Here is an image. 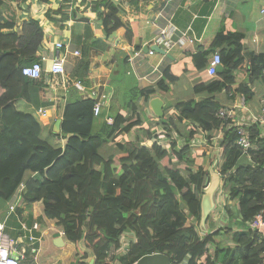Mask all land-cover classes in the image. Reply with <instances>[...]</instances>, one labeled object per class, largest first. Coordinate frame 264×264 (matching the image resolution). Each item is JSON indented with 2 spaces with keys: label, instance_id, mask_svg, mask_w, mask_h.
Masks as SVG:
<instances>
[{
  "label": "trees",
  "instance_id": "obj_1",
  "mask_svg": "<svg viewBox=\"0 0 264 264\" xmlns=\"http://www.w3.org/2000/svg\"><path fill=\"white\" fill-rule=\"evenodd\" d=\"M3 3L0 0V201L6 202L25 181L22 202L25 206L41 202L43 215L61 227L65 238L75 245L77 258L71 264H89L88 254L80 244L91 251L94 264H113L110 255L119 247L122 233L128 230L135 234L136 242L118 256L121 264H132L153 252L168 255L172 264L185 260L188 264H218L226 252L229 256L225 264H264V240L255 233L235 232V246L224 250L216 247L219 229L202 236L198 233L194 222L200 221L205 172L200 167L196 171L190 169L193 153L188 146L176 149V142L172 141L168 151L157 142L148 146L128 142L119 152L104 156L98 147L108 133L129 131L139 121L124 127L125 119L117 114L112 124L103 122L102 128L94 131L92 98L67 100L60 132L51 130L49 138H44L40 120L34 113L17 108L15 102L29 100L37 83L36 79L22 76L21 68L39 59L45 33L34 18L23 21L16 30L14 20L1 15ZM81 4L97 15L106 36L121 31L135 51L140 49L136 22L125 23L117 18L119 7L113 0H82ZM62 9L61 6L54 11L61 13ZM243 38L240 32H225L221 28L209 49L192 55L196 69L201 70L207 65L208 53L218 50L223 67L209 86L195 85V92L213 94L233 84V73L245 61ZM81 53L71 72L79 79L87 75L89 67L86 53ZM248 61L250 80L261 76L264 55H251ZM164 75L173 79L167 72ZM158 88L167 90L162 82ZM239 91L250 96L247 85ZM154 92L153 88L139 91L146 96ZM139 93H133L128 103L132 111L133 100ZM219 108L220 103L211 98L196 103L180 102L175 106L179 116L176 119L195 122L207 131L224 129L225 123L215 117ZM159 122L168 131L172 126L176 128L171 117L164 116ZM247 129L255 148L243 154L236 145L234 127L224 129L217 163L225 184L230 185L229 198L238 203L241 228L264 209V140L257 127ZM183 135L188 141L193 132ZM55 138L65 141L63 147L54 142ZM27 171L35 175L25 180ZM210 246L215 248L214 255Z\"/></svg>",
  "mask_w": 264,
  "mask_h": 264
},
{
  "label": "crops",
  "instance_id": "obj_2",
  "mask_svg": "<svg viewBox=\"0 0 264 264\" xmlns=\"http://www.w3.org/2000/svg\"><path fill=\"white\" fill-rule=\"evenodd\" d=\"M3 1L1 15L4 19H13L17 26L16 30L23 21L30 18L40 22L45 34L38 55L46 54L50 58L55 54L54 46L58 42L63 44V51L66 53L65 78L70 80L68 83L63 81L65 78L53 77L46 71L49 67V62H47L43 64V67L47 69H43L41 76L36 79L37 83L31 89L30 99H20L15 102L17 108L34 113L40 120L44 138H49V132L51 130L53 132V125L57 119L62 121L64 104L67 100L90 98L91 94L95 96L104 94L106 96L104 105L100 115L95 117L94 131H99L103 122L112 124L117 114L125 119L124 127L129 122L139 121V123L132 126L129 131L109 132L107 138L99 143L100 154L108 156L117 153L122 146L132 142V139L136 137L142 143L143 140L140 138L143 137L144 141L148 140V133H151L152 140L156 139L157 143L168 151L172 141L176 142V149L188 146V150L193 153L194 163H189L192 171L200 167L205 172L204 180L214 172L220 177L213 195L214 205L205 225L209 226L212 220L210 214L218 209L219 215L213 218L214 227L218 226L216 230L219 229L221 233L230 228V232H226L232 234V240L235 232L244 230L238 224L240 215L237 201L231 200L229 195L228 197L226 195L228 203H224V208H218V201L215 198L223 186L227 187L223 176L217 170V163L222 153L219 140L223 136V130L228 128L225 125L224 129L220 127L207 131L195 122H189L186 119L179 121L176 119L179 116L175 106L180 102L196 103L211 98L220 103V107H234L235 120L242 122L245 127L246 125L250 128L257 127L260 137L264 140V122L255 121L261 115L264 106V77L259 75L250 80L248 61L251 55H264V14L261 12L264 8V0H113L119 7L116 13L117 18L125 23L136 22L137 45L140 46L138 51H135L134 46L125 40L121 31L106 36L102 32L101 21L94 12L85 9V5L81 4L82 0H51L46 3L41 0ZM61 6L63 7L62 12L57 11L56 13L54 10ZM73 13H75L74 16ZM47 14L51 17H47ZM167 25L176 27L172 36L174 40L186 29L189 30L191 36H195V40L192 43L175 46L168 51L162 49L163 53L154 51V54L149 55L148 52H144L143 47L156 36L161 28ZM221 28L225 32H240L244 35L242 40L244 64L233 73L234 82L227 90L223 89L213 94L203 90L195 92V85L209 86L215 76H209L206 73V67L197 70L192 55L200 50L209 49ZM82 50L86 53L89 67L87 75L79 79L71 76V72L76 60L82 57ZM74 51H78L79 54L75 55ZM213 53H208L207 62ZM166 72L173 77L172 80L164 75ZM73 79L82 81L84 91L73 86L71 82ZM160 82L166 86V91L158 88ZM244 85H247L250 90V96L239 91ZM149 88L155 89V92L148 96L140 95L139 91ZM136 92L139 95L133 100L135 110L132 111L128 103H130L132 94ZM239 94H244L246 98L243 107L239 106ZM153 96L162 99L164 104L162 117L173 118L176 128L172 126L171 130H166L159 122L160 118L151 112L149 100ZM39 109L45 110L46 116L39 115ZM191 132H193L192 137L186 141L183 134ZM213 140H216L219 153L212 160L214 148L208 141ZM54 142L62 147L65 143L63 139L57 140L56 138ZM206 155L207 159L204 161L203 158ZM34 173L27 171L25 180L27 177L34 176ZM24 182L21 183L24 185ZM7 202L8 200L0 201V242L5 244L8 240L17 241L19 251L26 255V259L22 260L21 264H71L75 261L77 258L75 245L65 238L61 227L55 221L43 215L41 202L28 206L23 203L22 207L16 211L17 216L11 215L5 219ZM232 203L235 204V209L232 208ZM227 208L233 214L232 218ZM221 216L227 223L225 229L221 224ZM217 221L220 223L217 224ZM22 224L31 229V233L39 238L37 243L28 240L26 236L29 233L22 230ZM5 228H8L6 233H4ZM56 234H59V238ZM128 235L126 231L122 233L119 246L123 242H130L129 244L136 242V236L130 238ZM30 248L36 250L30 251ZM80 248L88 254L86 262L94 264L91 251L82 244ZM117 249H115L116 253ZM119 254L121 253L116 254V260ZM182 264H188V260Z\"/></svg>",
  "mask_w": 264,
  "mask_h": 264
},
{
  "label": "built area",
  "instance_id": "obj_3",
  "mask_svg": "<svg viewBox=\"0 0 264 264\" xmlns=\"http://www.w3.org/2000/svg\"><path fill=\"white\" fill-rule=\"evenodd\" d=\"M261 12L264 14V8L261 10ZM176 27L173 25H167L164 28H161L159 32L152 38V40L147 44V46H158L164 51H168L172 49L175 46H182L187 43H192L195 40V36H191L189 34V30L186 29L185 31L180 33V36L174 40L172 38L173 34L175 33ZM56 52L53 56L50 58L46 56V54H40L39 59L35 62H33L30 65H25L21 68L22 76H26L32 79H38L41 76V73L43 69H47L43 67V64L49 62V67L46 71L51 73L53 77H63L65 78V62H66V53L63 51V44L61 42H58L54 46ZM155 52L149 48L148 53L149 55L154 54ZM75 55H78V51H74ZM221 65V57L219 54V51H215L212 56L210 57L209 61L206 65V73L209 76H215L217 73V66ZM261 76H264V63L263 68L261 72ZM64 82L68 83L69 79H63ZM73 86L80 90L84 91L82 81L78 79H73L72 81ZM63 85V83H62ZM90 98L94 100V107H93V114L95 117H98L101 113L102 107L104 105L105 95H97L94 94L89 95ZM239 106L243 107L246 101L244 94H239ZM237 106V108L239 107ZM38 114L41 116H46V111L39 109ZM235 108L234 107H220L216 112V117L221 119L223 123H225L226 128L234 127L237 139H236V145L241 149L242 153L246 155L248 153L247 151L251 150L252 148H255L253 144L251 143L250 134L248 132V125H245L242 122H238L235 120ZM258 123L264 122V106L261 110V115L258 119L255 120ZM35 175V173H34ZM263 175H264V169H263ZM24 185L23 183L19 184L17 190L13 193V195L8 199L7 202V208L6 213L4 215L5 219L10 217L11 215H15L16 211L20 207H22L23 202L21 198V191L23 189ZM240 220V219H239ZM22 230L27 231L29 234L26 236L30 242L37 243L39 241V238L34 236L31 233V229H28L24 224L21 226ZM35 228V226H34ZM245 231H250L252 233H255L258 235V237L262 240H264V209L258 213L252 220H250L248 223L245 224L244 227ZM126 233H129L130 238H134L135 235L132 231L128 230ZM130 243V242H129ZM129 243H122L121 246L118 247L117 253H121L120 255L125 254V252L128 249ZM36 250L35 248H30V251ZM26 255L24 252L19 251V246L17 241L15 240H8L7 243L2 244L0 242V264H21L22 260L26 259ZM113 264H121L115 259ZM182 264V263H180Z\"/></svg>",
  "mask_w": 264,
  "mask_h": 264
},
{
  "label": "water",
  "instance_id": "obj_4",
  "mask_svg": "<svg viewBox=\"0 0 264 264\" xmlns=\"http://www.w3.org/2000/svg\"><path fill=\"white\" fill-rule=\"evenodd\" d=\"M150 49L155 52L163 53L164 51L158 46L152 45ZM144 52L148 51L147 45L143 47ZM222 65L217 66V72L222 71ZM163 101L160 97L153 96L149 100V107L151 112L161 118L163 116ZM61 119H57L53 125V132H60ZM219 174L214 172L210 177H206L204 180L205 188L201 195L200 201V225H204L210 211L213 208V195L215 190L218 187L219 183ZM56 237L59 238V234H56ZM170 258L168 255L161 252H153L150 254H145L138 258L133 264H170Z\"/></svg>",
  "mask_w": 264,
  "mask_h": 264
},
{
  "label": "rangeland",
  "instance_id": "obj_5",
  "mask_svg": "<svg viewBox=\"0 0 264 264\" xmlns=\"http://www.w3.org/2000/svg\"><path fill=\"white\" fill-rule=\"evenodd\" d=\"M134 138V137H133ZM152 137H148V140H146V141H144V139H143V137H141L140 139L141 140H143V142L141 143L140 142V140L139 139H137V137H136V139H132V142L135 144L136 143V145H139V146H142V145H151V142H157L156 141V139L155 140H152L151 139ZM147 139V138H146ZM210 144H212L211 145V147H213L214 148V151H213V153H214V156L212 157V160L214 159V157L216 156V154L217 153H219L218 151H217V144H216V140H213V141H208ZM164 146V145H163ZM197 155V154H196ZM196 157V156H195ZM216 158V157H215ZM195 159V158H194ZM207 159V155L206 156H204V158H203V160L205 161ZM209 160H211V159H209ZM192 163H194V161L192 162ZM230 185H227V187H222L221 188V190L218 192V196H216L215 198H216V200L218 201V208H224V203H228L227 201H228V199H226V195H227V197H228V195H229V190H228V187H229ZM221 198H222V200H221ZM221 200V201H220ZM233 204V203H232ZM230 206H232V205H230ZM235 204H233V206H232V208H234L235 209ZM224 212V211H223ZM218 213H220L219 212V210L218 209H215L214 210V212H212L211 214H210V219H212V220H210V222H209V226L207 227L205 224L204 225H200V224H198L197 222H194L195 223V227H196V229H197V231H198V233L202 236V235H204V233L205 232H212L213 230H216L217 229V225H215V226H217V227H214V224H215V221H213L214 219V217H217L219 214ZM221 219V221H222V226L224 227V229H225V227L227 226V223H226V220L224 221V217H220ZM236 222V221H235ZM211 223V224H210ZM220 223V221H217V224H219ZM206 227V228H205ZM235 230V229H234ZM231 233L230 234H228L226 231L224 232H221V233H219L217 236H215V240H216V247L218 248H221V249H223L224 250V248H230V247H234L235 246V243H234V241L231 239ZM209 248V251H210V253L211 254H215V248L214 247H208ZM91 254V253H90ZM116 251H113L112 252V254L110 255V259L111 260H115V257H116ZM229 256V253L228 252H226L225 253V256H223L220 260H219V262H218V264H225V259L227 258Z\"/></svg>",
  "mask_w": 264,
  "mask_h": 264
},
{
  "label": "clouds",
  "instance_id": "obj_6",
  "mask_svg": "<svg viewBox=\"0 0 264 264\" xmlns=\"http://www.w3.org/2000/svg\"><path fill=\"white\" fill-rule=\"evenodd\" d=\"M147 47H148V46H147ZM150 47H151V46L148 47V50H149ZM159 48H160V47H159ZM153 51H154V50H153ZM147 52H148V51H147Z\"/></svg>",
  "mask_w": 264,
  "mask_h": 264
}]
</instances>
